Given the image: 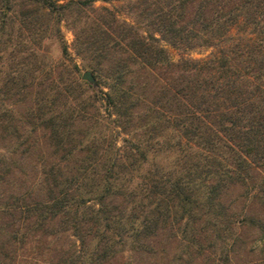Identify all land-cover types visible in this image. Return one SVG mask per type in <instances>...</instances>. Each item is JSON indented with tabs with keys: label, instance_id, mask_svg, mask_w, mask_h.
I'll use <instances>...</instances> for the list:
<instances>
[{
	"label": "trees",
	"instance_id": "1",
	"mask_svg": "<svg viewBox=\"0 0 264 264\" xmlns=\"http://www.w3.org/2000/svg\"><path fill=\"white\" fill-rule=\"evenodd\" d=\"M95 1L0 0V264L44 238L30 264H106L199 228L225 259L255 229L264 264V222L223 202L264 209V0ZM61 23L94 86L49 59Z\"/></svg>",
	"mask_w": 264,
	"mask_h": 264
},
{
	"label": "rangeland",
	"instance_id": "2",
	"mask_svg": "<svg viewBox=\"0 0 264 264\" xmlns=\"http://www.w3.org/2000/svg\"><path fill=\"white\" fill-rule=\"evenodd\" d=\"M95 6H108L114 8L116 12H121L124 5L116 3L113 7L111 3L103 1H95ZM125 11V10H124ZM61 35L67 48V57L62 56L59 44L55 40H47L45 42L47 55L52 62L56 64L64 63L70 65L75 63L77 65V74L81 77L86 69L78 56L75 55L73 49V34L70 29L61 23ZM170 54L176 56V51L169 48ZM198 53H192L193 56H203L207 54L208 49L203 47L198 48ZM90 72V71H89ZM82 79V78H81ZM83 80V79H82ZM223 202L229 204L234 211H239L240 208H248V210L260 218L264 222V209L260 207L256 202H249L242 196V190L234 188L230 190L224 197ZM200 236L199 246L191 245L185 236L180 235V229L175 230L173 236H168L165 231L159 233L156 237L155 244L153 245L154 254L146 255H131L127 251L118 253L113 259L106 264H253L257 256L255 252H252L257 244L258 233L255 229L245 230L243 239L245 240V246L241 248L237 242H234L230 247L226 259L221 252V248L224 247L225 242L221 238L215 237L217 228H199ZM222 235V233L220 232ZM4 238L0 234V239ZM223 239V238H222ZM31 244H24L22 249H18L14 253L13 261L9 264H30L35 262H42L47 259L48 252L52 253V249L56 244L62 242V239L50 240L44 238L43 241L39 242V251L29 248L32 244L34 245V239L30 241ZM44 242L47 243L46 247ZM213 244V246H212ZM32 245V246H33ZM212 246V247H211ZM51 251H50V250ZM224 257V258H223Z\"/></svg>",
	"mask_w": 264,
	"mask_h": 264
},
{
	"label": "water",
	"instance_id": "3",
	"mask_svg": "<svg viewBox=\"0 0 264 264\" xmlns=\"http://www.w3.org/2000/svg\"><path fill=\"white\" fill-rule=\"evenodd\" d=\"M81 78L83 80H86L87 82L91 83L93 86L95 85L94 79L89 71H84L81 75Z\"/></svg>",
	"mask_w": 264,
	"mask_h": 264
}]
</instances>
